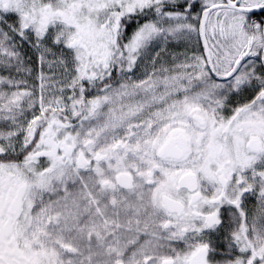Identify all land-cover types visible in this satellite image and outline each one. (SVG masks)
Wrapping results in <instances>:
<instances>
[{"label":"snow or ice","instance_id":"snow-or-ice-1","mask_svg":"<svg viewBox=\"0 0 264 264\" xmlns=\"http://www.w3.org/2000/svg\"><path fill=\"white\" fill-rule=\"evenodd\" d=\"M0 264H264V0H0Z\"/></svg>","mask_w":264,"mask_h":264}]
</instances>
